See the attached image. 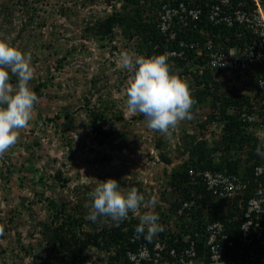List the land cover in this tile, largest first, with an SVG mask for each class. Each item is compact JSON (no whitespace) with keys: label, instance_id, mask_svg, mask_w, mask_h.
Wrapping results in <instances>:
<instances>
[{"label":"rangeland","instance_id":"rangeland-1","mask_svg":"<svg viewBox=\"0 0 264 264\" xmlns=\"http://www.w3.org/2000/svg\"><path fill=\"white\" fill-rule=\"evenodd\" d=\"M119 3L0 0V39L31 56L34 76L30 87L39 97L32 120L19 130L18 142L0 157V226L7 236L0 242V250L5 241L21 247L13 244L18 232L21 245L30 250V264L47 262L53 253L40 233L42 221L49 222L55 213L48 209V201L55 202L56 210H64L65 215L79 214L75 207L87 214L91 204L88 193L98 181L109 178L116 180L121 190L138 181L144 189L140 193L149 199L150 189H162L169 173L179 165L180 135L184 130L191 133L198 123L192 116L164 134L148 128L141 114L127 110L131 73L121 67L120 57L125 51L135 53L134 46L118 28L113 37L104 40L84 32L91 20L110 14ZM217 78L232 82L235 76L220 73ZM240 81L241 91L245 88L241 84L250 79ZM11 83H17L15 76ZM90 109L102 113L97 123L103 130L113 131L111 139L95 138L89 124ZM216 127L211 124L207 131ZM160 155L167 156L170 163H163ZM20 197L25 198L23 207L18 204ZM62 217L59 215L55 225ZM96 222L89 223L86 230L113 221L102 217ZM86 254L87 264H104L103 251L90 248Z\"/></svg>","mask_w":264,"mask_h":264},{"label":"trees","instance_id":"trees-1","mask_svg":"<svg viewBox=\"0 0 264 264\" xmlns=\"http://www.w3.org/2000/svg\"><path fill=\"white\" fill-rule=\"evenodd\" d=\"M119 1L118 7L114 6L110 14L91 20L89 26L84 28V32L90 31L94 37L104 40L113 37L114 29L118 28L123 38L133 43L136 40L134 43L135 52L146 57L163 54L166 50L178 49L180 41H193L197 38L196 33L185 29L182 18L175 19L171 33L166 36L158 32L153 22V18L157 16L160 5L163 3L183 1L189 6L188 0H150L148 6L144 5L146 0L143 4H140V0ZM209 32L215 46L230 47L240 45L242 42L231 35L234 33L232 29L227 30L223 27ZM226 38L229 39L226 40ZM235 42L238 43L235 44ZM186 54L185 60L173 57L168 62L171 70L178 72L189 84L192 96L196 101L192 109V116L197 117L198 123L193 133L183 132L179 137V155L187 158L170 173L171 188L177 189L186 179V170L189 165L200 170L242 173L245 177L246 175L250 176L253 167L262 163L258 153L264 152V141H258L255 132L249 130L239 113L243 111L249 115H258L264 118V104L254 105L248 96L237 92L232 86H228L229 81L221 83L217 80L218 74L223 72L207 68L206 60L203 58L194 59L192 53L186 52ZM88 115L90 128L95 138L111 139L113 131H105L97 123L102 118V113L90 109ZM217 123L221 124V128L217 129L216 127V129L207 131L209 125ZM160 158L163 163H170L167 156L160 155ZM131 187H136L141 192L138 184L132 183ZM24 200V197L19 198L18 204L21 207L24 206ZM202 201L210 202V199L205 198ZM30 202L33 204V201ZM211 205L214 209L217 208L215 204ZM64 206L66 205L62 204L63 208ZM47 207L55 213L52 214L49 222L42 221L40 233H43L42 235L46 239V248H52L53 253L51 252L49 261L42 260L34 262V264H54L57 260L60 261V264H87L89 258L86 252L90 248L103 251L106 255L104 264H133L126 253L136 252L137 247L141 244L153 246L155 242L161 241L163 234L160 231L150 240L146 239L144 234H137L138 219L113 221L110 225L103 226H98L99 223L87 231V225L89 223L91 225L92 221L86 219L88 213L84 214L81 208L75 207L79 213L77 215H65L64 210H56L58 207L53 201H48ZM174 208H177L176 204ZM227 210L229 211V209ZM59 215H63V217L58 225H55ZM128 217H131V213ZM211 217L223 220L225 213L220 209L213 210L209 215V218ZM196 231L200 230L196 228L192 233ZM15 235L16 237L20 236L18 232H15ZM133 235H137V238L133 239ZM20 244L18 243V245ZM20 246L23 254L31 255L28 248ZM201 248V242H197L198 253L201 252ZM3 253L4 250H0V262L5 264ZM11 258L14 259L12 254L8 259ZM140 264H147V262L141 261Z\"/></svg>","mask_w":264,"mask_h":264},{"label":"built area","instance_id":"built-area-1","mask_svg":"<svg viewBox=\"0 0 264 264\" xmlns=\"http://www.w3.org/2000/svg\"><path fill=\"white\" fill-rule=\"evenodd\" d=\"M188 1L189 6L183 1L163 3L156 17L157 28L168 35L175 19L182 18L185 29L199 34L201 40L180 41L178 49L164 54L169 59L185 60L186 52L192 53L194 59H205L207 68L229 75H247L252 79L255 98L264 100V0ZM189 21L193 22L191 26ZM223 27L232 29L231 35L242 41L240 45L223 47L212 43L209 31ZM240 117L249 130L264 140L263 117L244 112ZM186 171L182 190L176 191L180 210L206 214L215 204V210L230 215L224 222L205 221L200 231L192 230L181 241H171L166 234L153 246L141 244L136 252L126 253L133 264H264V165L254 166L246 177L242 173L200 170L192 165ZM205 198L210 202L202 201ZM172 201L168 197L164 205L169 207ZM197 242L202 244L199 253Z\"/></svg>","mask_w":264,"mask_h":264},{"label":"clouds","instance_id":"clouds-1","mask_svg":"<svg viewBox=\"0 0 264 264\" xmlns=\"http://www.w3.org/2000/svg\"><path fill=\"white\" fill-rule=\"evenodd\" d=\"M144 1L140 0V4H143ZM149 4L150 0H146L144 5L148 6ZM156 17L153 18V22L157 28ZM191 23L193 22L189 21L188 26H191ZM196 39L201 40L199 34H197ZM131 43L133 47L134 43ZM135 53L129 54L125 51L121 53L120 57L121 67L131 73L126 89L127 110L132 114H141L148 128L164 134L177 127L180 122L192 119V109L196 101L192 96L187 80L182 78L178 72L171 70L168 54L163 53L146 57ZM232 75L235 76L232 82L230 79L220 81L217 78V80L221 83H225L224 80L229 81L228 86H232L237 92L248 96L254 105L264 104V100L260 101L255 98L256 94L252 79L249 76ZM12 76H15L17 80L15 86L11 83ZM33 76L31 56L22 52L10 41L0 39V157H3L9 149L16 145L19 130L27 127L32 120L35 104L39 99L30 87ZM244 77L250 79V81L248 84H241L245 88L240 91L239 83L242 82L240 80ZM217 125V129L221 128L220 123H217ZM195 129L196 127H194ZM192 130L191 133L194 132ZM184 132L190 133L185 130ZM255 137L260 142L264 141L259 133L258 135L256 133ZM258 157L262 161L260 165H264V152L258 153ZM186 158V156H181L178 160L179 165ZM183 182L177 189L171 188L169 173L162 189L151 188L149 199L146 200L144 194L140 193L136 187L121 190L120 184L114 179L109 178L106 181H98L97 186L88 193L91 204L86 219L93 222L102 217L111 218L114 222L138 219L137 234H144L145 238L150 240L161 231L163 233L161 240L162 236L167 234L171 236V241L173 239L181 241L184 235L189 234L196 228L201 230L205 221H225L229 213L225 214L223 220L209 218L213 210L217 211L215 209L207 211L206 214L200 210H180L177 202L180 197L176 196V191L182 190ZM133 183L138 184L141 191H144L141 183L138 181ZM168 197L173 198L169 207L164 205ZM175 204L177 205L176 209L174 208ZM261 212H264V210ZM129 213H131V217H128ZM3 234V227L0 226V235ZM171 241L169 244L172 243ZM21 251L23 252V250ZM5 253L4 250V256ZM217 259L219 261L218 254Z\"/></svg>","mask_w":264,"mask_h":264},{"label":"crops","instance_id":"crops-1","mask_svg":"<svg viewBox=\"0 0 264 264\" xmlns=\"http://www.w3.org/2000/svg\"><path fill=\"white\" fill-rule=\"evenodd\" d=\"M24 205H25V200H24ZM5 234V233H4ZM3 234V236L0 237V242L2 244V239H6L5 235ZM18 243L22 244L21 242V239H20V236L16 237V235L14 234V239H13V244L17 246H20L18 245ZM4 244V243H3ZM5 247H4V250H5V264H30V262L28 261V258L25 254L22 253V251L20 250V247H16V246H13V245H8L7 244V241H5ZM11 254L14 256V259L11 258V259H8L11 257ZM3 257V256H2ZM0 264H2L0 262Z\"/></svg>","mask_w":264,"mask_h":264}]
</instances>
